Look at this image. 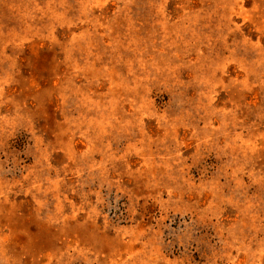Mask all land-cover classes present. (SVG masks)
<instances>
[{"label":"rangeland","instance_id":"obj_1","mask_svg":"<svg viewBox=\"0 0 264 264\" xmlns=\"http://www.w3.org/2000/svg\"><path fill=\"white\" fill-rule=\"evenodd\" d=\"M0 264H264V0H0Z\"/></svg>","mask_w":264,"mask_h":264}]
</instances>
